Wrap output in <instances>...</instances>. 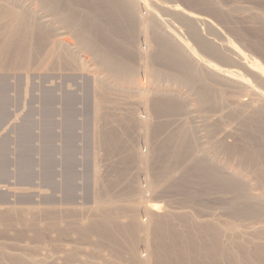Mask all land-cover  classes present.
Returning a JSON list of instances; mask_svg holds the SVG:
<instances>
[{
  "label": "bare ground",
  "instance_id": "obj_1",
  "mask_svg": "<svg viewBox=\"0 0 264 264\" xmlns=\"http://www.w3.org/2000/svg\"><path fill=\"white\" fill-rule=\"evenodd\" d=\"M68 1L0 0V70L25 72L28 78L32 70L44 68L47 71L48 67L58 68L64 63L69 71L92 74L89 88L93 95L90 111L94 144L89 178L94 188L91 190L94 191L93 205H74L75 172L74 176H62L57 185L62 197L45 200L47 206H33L31 195L24 196V202L20 201L26 205L18 206L19 202L13 205L8 196L0 194V238L12 242H8V246L0 245V264H264V20L258 21L261 18L258 14L249 16L257 20L253 32L258 33L259 37H255L262 38L263 42L250 39V35L239 29L235 35L242 41L233 39L231 32L236 27L232 26L231 35L217 29L220 37L217 42L202 36L196 16L180 6L157 4L154 9H147L144 16L140 12L143 0H79L78 13H74ZM207 2L205 7L209 6ZM234 4L235 1L231 5L234 8L226 12L217 4L211 5L215 6L214 10L209 7L214 14L211 9L206 10L225 20L227 14L230 17L236 12L237 3ZM64 6L66 9L61 12ZM42 10L58 16L55 18L59 23L74 32L77 45L59 41L54 45L57 35L50 32L52 19L41 17ZM168 13L186 29L188 38L168 29V22L162 17ZM136 32L147 41V52H134ZM75 49L76 53L89 54L91 60L77 64L72 55ZM204 56L213 63L203 62ZM133 58L141 62L149 85L142 86L139 82V70L128 63ZM152 63L159 67L154 69ZM162 80L174 86L189 87L192 91L199 82L212 81L216 85L214 94L203 90L198 97L202 107L212 102L213 110L219 113L216 130L222 156L218 168L201 157L205 150L200 149L189 121L180 123L172 132L163 128L167 125L165 122H154V116L156 119L169 117L181 113L184 108L175 88L162 86ZM109 85L150 106L152 113L148 110L146 118L132 119L131 115L121 119L129 128L141 132L147 152L142 153L131 142L122 141L115 129L106 130L110 117V113L105 114L106 109H110L106 105L110 104V96L115 95ZM40 101L45 108L55 107L57 97L50 91L42 94ZM164 129L169 133L161 140L160 133ZM239 132L253 142L251 149L228 145L232 143L229 139H235ZM149 138L154 141L152 146ZM258 138L262 141H257ZM74 142H67L62 150L63 156L71 160L77 151ZM121 145L125 146L131 163L146 174V186L139 190L137 179H127L126 190L133 192L138 202L115 207L111 203L118 199L109 195L110 188L104 184L106 175H102L99 159L103 151L108 155L113 149L119 150ZM166 152L173 158L171 163L168 158L170 164L176 161L175 168L163 162ZM185 157L191 160V165L186 163ZM182 159L190 168L182 169L185 164L181 165V170L178 168ZM190 185L202 186L204 193H210L207 192L209 188L215 189L219 203L226 206L223 209L229 213L223 215L224 210L220 212L222 215L214 214L210 220H202V216L194 220L192 213H179L174 207L165 210L155 201L169 188L186 189L183 191L188 197L185 196L193 199L195 193ZM141 212L145 221L141 219ZM241 218L250 225L249 221L256 220L249 228L251 231L245 227V222L237 223ZM183 221L187 227L180 230L177 224ZM259 239L263 243L256 242ZM142 247L147 252L145 256L140 252Z\"/></svg>",
  "mask_w": 264,
  "mask_h": 264
},
{
  "label": "rangeland",
  "instance_id": "obj_2",
  "mask_svg": "<svg viewBox=\"0 0 264 264\" xmlns=\"http://www.w3.org/2000/svg\"><path fill=\"white\" fill-rule=\"evenodd\" d=\"M197 1L198 0H190L189 3V0H143L140 12L142 15L146 16L148 13L147 9H154L157 4L180 6L196 16L198 31L204 37L214 39L218 42L220 38L217 33L218 28L221 30L223 29V32L227 31V33H230L232 27H236V31L234 29L235 33L231 32V37L233 39H238L239 36L235 34H238L237 32L242 30L241 33H246L247 36L250 35V39L256 41L260 39L259 41L263 42L262 38H258L259 34L254 33L255 31L253 30V27L257 24V20H264V0H234L235 4L237 3V8L235 7L236 12L230 17L227 14V20L226 18L225 20H221V18L219 19L218 16L211 15V12L212 14H214L213 10L215 9V6L213 7L211 5L217 4V6L222 9L221 11L225 10L224 12H226L227 9L234 8L232 7V4L234 3L233 0H203L205 2L209 1V4L207 2V5H209L208 7H205V2H200V0L199 2ZM78 2L79 0L68 1V5L73 8L74 13H78ZM91 2H93V0ZM144 2L148 4L147 7L145 6ZM196 2L198 5L196 4ZM210 2L214 3L211 4ZM194 4H196L197 6ZM34 6L35 5H32V9H34ZM210 6L211 8L213 7V10L209 8ZM65 9L66 7L64 6L60 11L63 12V10ZM206 9H211V12L209 13V11H207ZM247 10L249 13H246ZM40 14L41 17L45 16L48 20L52 19L53 26L50 32L54 33V35H57V37L54 36V41H56L54 42V45L58 44L59 42H70L71 44L77 45L74 32L66 29L64 25L60 24L59 21L55 18L58 16L50 14L48 12H44V10L40 11ZM245 14L249 15L246 17ZM250 14H258L259 16H261V18L255 20V22L249 17ZM162 17L168 22L167 25L169 27V30L175 31V33L181 37L188 38L186 29L178 22L175 16H173L171 13H168L163 14ZM229 18L231 19V21ZM238 29L239 31H237ZM247 30L248 32H246ZM136 34L137 40L133 46L134 52L137 54L147 52L149 50L147 41H145L144 37L141 36V34H139L138 32H136ZM244 34L243 36L245 38L246 36ZM255 35H258V37H255ZM236 36H238V38ZM249 38L246 37L245 39ZM238 41L240 42L242 41V39H238ZM49 51H51V49H49ZM72 52V55L75 56L74 59L76 60L77 64H85L87 61L91 60L90 55L85 52L78 51L76 53V49ZM199 54L201 53L199 52ZM41 59L43 60L44 56H42ZM203 62H205L206 64L208 62L213 63V60L211 61L207 56H204ZM128 63L139 70V82L142 84V86L149 85V78L148 76L144 75L145 70H143V67L141 66L142 64L139 59H129ZM151 65H153L154 69L159 67L158 65H154V63H152ZM66 66L67 65H64L63 63L61 65H58V68H54L55 70L52 67H48V69H46L47 71H45L44 68L32 70L29 73L28 78H25V72L15 73L11 71L0 70V194L8 196L13 205L18 202L19 205L16 204L18 206L26 205H23L22 202H24L23 200L25 197L31 195L32 198L34 197L33 206H47V201L51 200L52 197L53 199L62 197V193L57 191V185L61 183L62 176H74L76 174L77 178L75 179L77 192L75 201L77 203L75 202L76 204L74 203V205H77L78 207H89L93 205L94 191L91 190H93L94 188L93 182H91L89 178L93 169V157H91V155L93 154L92 151L94 144L93 132H91L93 131L91 125L93 123L91 115V98L93 95L90 92L91 88H89L92 81V74L87 71H69ZM161 85L170 87L173 86L176 90V93L179 95V102L184 108L181 113L169 117L166 116L161 119H156V116H154V122H165L164 125H167H165L163 128H165L169 132H172V130H174V128L176 129L178 125H180V123L184 122L185 120L189 121L194 130V133L196 134L195 137L198 140L200 149L205 150L200 154L201 157L207 159V162L210 166H215V168H218L222 156L220 153V143L216 130V124L219 120V113L213 110L214 104L212 102H209L207 103V106L202 107V103L199 102L198 97L199 93L203 90L214 94L216 92V85L212 81L199 82L195 91H192L189 87L171 85L164 80L161 81ZM109 86L114 90L113 94H115L114 97L110 96V100L113 102L115 101L116 104L115 102L114 104L113 102L111 103V101L109 100L108 103L110 102V104L106 105V107L110 108L106 109L105 113L107 115L110 113V117H108V119H110H107L108 122H106V125L108 123L109 126L107 125V127H105L106 130L115 129V131L118 132L116 133V136H120L122 138V141L126 143L131 142V144L135 147H138L139 149H137L139 151L141 150L142 153L147 152L148 147H146L145 138L141 137V132L136 131V129L133 130L129 128L121 119L128 118L129 116L131 117V115L132 119L133 117L135 119L141 117L146 118L149 114L148 110H150V112L152 113L150 106H145L138 97L134 99L129 98L128 95H125L124 90L116 89L113 85ZM50 91L56 94V105L55 107L52 106L50 108H45L41 104L42 102L40 100L42 94L44 95L45 93H48ZM113 98L115 99L113 100ZM40 104L42 105V107ZM114 107H116L115 110L113 109ZM30 111L34 114H32ZM30 114H32L31 117L27 119ZM166 130L162 131L163 134L162 132L160 133L161 140L163 138L166 139V134L169 133ZM123 132L128 134H124L128 139L126 138V136H123ZM66 141H75L74 144H76L77 151L74 154V158H72L73 161L70 158H66L63 156L62 150L64 149L65 144H67ZM229 141H231L232 143H228V145L232 147L251 149V147L253 146V142L250 139L243 137L240 132L235 139L232 138L229 139ZM257 141L262 140L261 138H258ZM149 142L150 146H152L154 143V141H152V139L150 138ZM121 148H123L124 150L125 146L123 147V145H121L119 149L120 151L118 149H113L114 151L116 150L115 153L113 151L108 155L103 151L102 156L99 159V164L103 172L102 175L104 174L103 177L106 175V183L104 184H107V186H109L110 188L109 195L118 199L116 202L111 203V205L113 204L115 207H125L138 202L137 199L135 200V198L132 196L134 195V193H129L128 190H126L127 183L130 178L134 177L132 179H137L136 184L138 185L139 190L140 187L146 186V174L140 171L135 164L131 163L130 159L127 157L128 154L126 152V149L123 151L121 150ZM2 149H4V151H2ZM166 154L167 152L163 155L165 156V160H163V162H168L169 159H171L169 161L171 163L173 158L169 157ZM65 158L67 160H64ZM184 159L187 161L186 163L188 165L189 163L191 165V160L189 162L186 157ZM211 159L213 161H211ZM185 160L182 159V162H179L180 165L178 166V168L180 170L184 164L185 166H183L182 169H188L187 167L190 168V166H187L186 163H183V161L185 162ZM170 166H173V168H175L177 166L176 161L173 162V164H170ZM179 174L180 173L178 172V177H180ZM89 180L90 182H88ZM190 186L191 188H189L192 189V192L195 193V197L193 199L187 198L188 196L185 193L187 191L186 189L180 190L179 188H177L176 190H172L173 188H169L172 191L169 189V191L166 190V193H163L164 195L162 194V197L160 196L155 201L160 206L164 207L165 210L170 211V209L174 207L175 209L173 208V210L177 212L180 211L192 213V218L194 220H196L197 217L200 219L201 216L202 220H210V218L214 214L220 215V212L223 213L224 210L225 213H223V215L229 213L228 211L226 212L227 209H223L226 208V206L223 207V205L219 203V196L217 195L218 193L215 189L210 190L209 188L207 192L210 193H204L203 191L205 190H203L204 188L202 186ZM195 188H197L198 190H196ZM20 198L22 199L20 200ZM45 200L47 201L45 202ZM219 205L222 207H220ZM141 214V219L145 221L146 217L144 213L141 212ZM224 219H227V217H224ZM244 220V218H241L236 221L237 223L241 224L245 222V227L249 231H251L249 228L252 224L254 225V223H256V220L255 222L254 220L249 221L251 222V225L247 220ZM184 223L185 222L183 221L182 223L177 224L180 230L186 229L187 225ZM191 224L192 223H188V225ZM257 227H259V224L256 225V228ZM8 242L12 244V242H10L9 240L0 238V245L5 243L4 245L6 246L7 244H9ZM256 242L263 243V240L259 239L256 240ZM87 250L90 249L88 248ZM140 252H142L144 256L147 255V252L143 247L140 249ZM56 256L58 255H55V257Z\"/></svg>",
  "mask_w": 264,
  "mask_h": 264
}]
</instances>
